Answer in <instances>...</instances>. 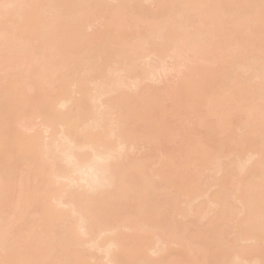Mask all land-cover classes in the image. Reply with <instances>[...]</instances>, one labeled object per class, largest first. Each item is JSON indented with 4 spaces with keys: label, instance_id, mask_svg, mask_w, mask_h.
I'll use <instances>...</instances> for the list:
<instances>
[{
    "label": "bare ground",
    "instance_id": "bare-ground-1",
    "mask_svg": "<svg viewBox=\"0 0 264 264\" xmlns=\"http://www.w3.org/2000/svg\"><path fill=\"white\" fill-rule=\"evenodd\" d=\"M0 264H264V0H0Z\"/></svg>",
    "mask_w": 264,
    "mask_h": 264
},
{
    "label": "rangeland",
    "instance_id": "rangeland-1",
    "mask_svg": "<svg viewBox=\"0 0 264 264\" xmlns=\"http://www.w3.org/2000/svg\"><path fill=\"white\" fill-rule=\"evenodd\" d=\"M236 148L238 149V147H236ZM145 149L147 150V148H145ZM148 150H149V148H148ZM146 152H147V151H146ZM146 152H145V150H144V153H143V150H142V152H140V153H142V154H141L142 156L146 157V155H148ZM158 155H159V154H158ZM135 156H137V157L139 158L138 153H136ZM142 156H141V157H142ZM208 175H210V174H208ZM208 175L206 174V176H208ZM221 176H222V175H221ZM221 176L218 175L217 178H218V177L221 178ZM206 178H207V177H206ZM210 178H211V176H210ZM213 178H214V177H213ZM220 178H219V179H220ZM202 179H203V178H202ZM204 179H205V178H204ZM204 179H203V180H204ZM215 179H216V178H215ZM215 179H214V181H217V180H218V179H217V180H215ZM203 180H201V182H202V183H205L206 180H205V181H203ZM210 180H211V179H209V180L207 179V181H209V182H210ZM199 181H200V180H199ZM212 182H213V180H212ZM212 182H211V185L213 186ZM205 184H208V182L205 183ZM205 184H204V185H205ZM209 184H210V183H209ZM216 184H217V183H216ZM204 185H203V186H204ZM212 186H210V187H212ZM214 186H215V185H214ZM210 187L208 186V188H210ZM205 188H206V191L209 190V189H207V187H205ZM205 188H204V189H205ZM210 189H213V187L210 188ZM211 193H212V190H211ZM185 219H186V218H185ZM100 257H101V256H100ZM100 257H98V258L100 259ZM252 260H253V259H252ZM100 261H102V260H100ZM103 262L105 263V261H103Z\"/></svg>",
    "mask_w": 264,
    "mask_h": 264
}]
</instances>
